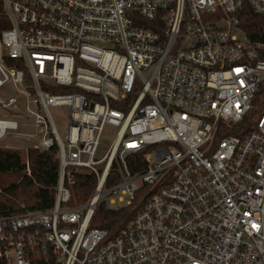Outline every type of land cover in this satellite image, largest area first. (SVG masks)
<instances>
[{
    "label": "built area",
    "instance_id": "built-area-1",
    "mask_svg": "<svg viewBox=\"0 0 264 264\" xmlns=\"http://www.w3.org/2000/svg\"><path fill=\"white\" fill-rule=\"evenodd\" d=\"M0 139L28 127L55 149L53 206L0 218V259L31 264H264V107L243 138L228 135L264 86V0H0ZM240 34V37L233 36ZM12 63V64H9ZM20 66V67H19ZM51 109H65L60 137ZM113 141L100 149L103 132ZM75 169L95 186L73 203ZM26 170L29 174L28 165ZM143 202L115 238L89 229L95 209Z\"/></svg>",
    "mask_w": 264,
    "mask_h": 264
},
{
    "label": "trees",
    "instance_id": "trees-1",
    "mask_svg": "<svg viewBox=\"0 0 264 264\" xmlns=\"http://www.w3.org/2000/svg\"><path fill=\"white\" fill-rule=\"evenodd\" d=\"M9 26L0 7V33ZM240 26L246 37L258 39L264 33V20L248 8L240 13ZM12 64V63H9ZM20 67V66H19ZM264 107V86L254 98L243 121L233 126L228 135L243 138L253 130V121ZM28 165L29 174L26 170ZM58 158L55 149L38 151L29 148L26 155L16 150L0 148V218L33 211H46L53 206L58 179ZM75 182L71 188L73 203L82 204L93 192L95 181L85 169H75ZM137 195L131 206L108 209L99 205L89 223V229H101L108 238H115L129 226L140 212L143 202ZM31 264H61L52 250L34 249L28 253ZM0 264H5L0 259Z\"/></svg>",
    "mask_w": 264,
    "mask_h": 264
},
{
    "label": "rangeland",
    "instance_id": "rangeland-1",
    "mask_svg": "<svg viewBox=\"0 0 264 264\" xmlns=\"http://www.w3.org/2000/svg\"><path fill=\"white\" fill-rule=\"evenodd\" d=\"M233 36L240 37V34L233 33ZM1 50L2 48H0V55ZM19 90V87L15 89L13 88L11 82H8L6 85H4V87L0 88V99L14 98L18 101L19 106H21L22 100L18 92ZM51 115L55 122L57 131L60 137L63 139L65 135V117L67 115V111L65 109H51ZM0 120L13 121L16 122L18 126H21L22 124H31V121L24 119L19 114L10 113L1 109ZM254 120L255 119L253 118L252 121ZM23 134H30L28 127L19 129L18 131H8L7 135L4 138L0 139V148L16 150L21 154V156L25 157L26 151L29 148H32L35 143L33 140H27L28 137L23 136ZM113 139L114 133L106 129L101 136L100 149L108 146L113 141Z\"/></svg>",
    "mask_w": 264,
    "mask_h": 264
}]
</instances>
